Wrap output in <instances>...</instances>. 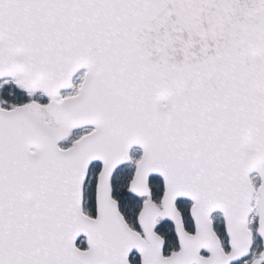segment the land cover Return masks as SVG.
Returning <instances> with one entry per match:
<instances>
[{
  "label": "snow or ice",
  "instance_id": "snow-or-ice-1",
  "mask_svg": "<svg viewBox=\"0 0 264 264\" xmlns=\"http://www.w3.org/2000/svg\"><path fill=\"white\" fill-rule=\"evenodd\" d=\"M0 264H264V0H0Z\"/></svg>",
  "mask_w": 264,
  "mask_h": 264
}]
</instances>
